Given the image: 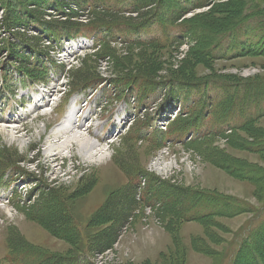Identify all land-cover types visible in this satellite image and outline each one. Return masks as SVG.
I'll return each instance as SVG.
<instances>
[{
    "label": "rangeland",
    "instance_id": "1",
    "mask_svg": "<svg viewBox=\"0 0 264 264\" xmlns=\"http://www.w3.org/2000/svg\"><path fill=\"white\" fill-rule=\"evenodd\" d=\"M59 1L65 11L80 13L71 0ZM153 1L154 5L142 7L140 13L157 8L160 16L152 24L151 34L171 38L162 46L133 45L119 39L93 50L94 37L65 43L64 49L59 45L62 53L50 55L66 64L69 74L55 70L51 83L32 87L12 76L19 70L6 57L16 54L27 59L17 42L27 40L21 34L44 37L27 30L32 25L23 15L41 11L48 13L50 22L75 24L87 22V17L67 19L48 0H0V26L4 24L0 31V170L16 164L5 155L24 160L17 169L0 171V264H23L16 258L27 248L61 257L89 255L92 264H256L254 253L264 260V113L246 122L243 129L236 117L238 126L229 133L193 143H171L165 136H154L153 129L167 132L181 114L179 104L165 103L155 114L154 105L134 106L128 93L113 96L106 87L74 96L69 92L71 72L83 65L98 68L112 81L122 73L145 81H206L210 83L201 96L215 98L209 97L218 118L224 119L226 115L219 113L225 97L222 88L228 87L230 96L241 97L247 91L236 90L243 83L264 86V0H203L204 8L185 16V10L201 0ZM127 4L129 7L128 0ZM102 12L92 13L96 15L90 20L105 22ZM149 15L139 23H151L153 13ZM117 16L122 20L137 17ZM192 19L201 24L189 26L195 33L184 38L181 22ZM225 27L226 34L212 39ZM217 42L220 48L214 49ZM38 47L51 50L45 40ZM154 118V126H143ZM68 120L69 129L63 127ZM157 120L164 122L160 126ZM77 133L97 144L104 156L90 159L79 153L78 143L65 146L67 142H63ZM138 169L158 185L162 203L146 207L142 197L137 200L117 242L98 254L96 246L102 243L95 239L117 227L103 215L107 205L127 189L124 171ZM51 192L63 202L71 222L68 230L80 234L77 240L64 239V231L53 228L46 218L41 220ZM179 192L190 196V203L174 211L172 204L188 199L173 194ZM205 196L209 200L201 205L202 213L211 216L187 222V216L180 218L187 207L199 206V197Z\"/></svg>",
    "mask_w": 264,
    "mask_h": 264
},
{
    "label": "trees",
    "instance_id": "2",
    "mask_svg": "<svg viewBox=\"0 0 264 264\" xmlns=\"http://www.w3.org/2000/svg\"><path fill=\"white\" fill-rule=\"evenodd\" d=\"M48 1L50 6L52 4L56 6L59 15H64L67 17V19L69 17H72V19H76L78 17H87V22L80 24L68 22L67 20L50 22L46 20L48 13H43L41 11L32 12L34 15H28L27 13L23 15L25 18H27L28 24L32 25V27H28V31H34V33L37 34H44L43 38H34L32 36L26 37L25 34H21L27 39L26 41H29L26 42L21 39L17 40L18 44L24 48L22 51L23 54L28 55L26 60H21L16 54V56L14 54L6 55V57L8 56V63L13 65L15 69L19 70L18 73L12 71L16 74L12 76L26 84L46 83L48 82L51 73L55 70L64 73L65 76L69 74L66 66L60 64L55 59V57L50 55L53 52L59 51V45L64 40L69 41L77 39L78 37L87 39H89V37H94L95 46L93 50H95L99 49L100 45L102 46L110 41L116 42V40L119 39L121 43L124 42L133 45H148L150 47L162 46L163 41L171 39L168 37L161 39L151 34V26L160 16L157 8H154V10L150 12L145 11L144 13H140L142 7L147 5V8H149L151 7V4L154 5L155 1L153 0H145L144 3L143 0H128L129 7L127 0H123L124 3H121V0H71L72 3L80 9V13L78 14L65 11L63 4L59 0ZM192 4H194V6L190 10H185L183 16L189 12L204 8L206 6V3H203V0ZM99 8H101L100 10L105 13L104 15L102 12L105 22H97L98 20L94 17L93 20H90L92 15H96L92 13L100 11ZM84 12L87 13L85 14L86 16H82ZM152 13L153 15L151 16V23H139L143 17H147L148 14L151 15ZM126 14L131 16L136 14L137 17L134 18V20L130 18H127L128 20H122V18L117 16ZM23 16L20 15L19 17L22 19ZM107 20H109V22ZM132 21H137L138 23L135 22L132 24ZM213 23L214 22H212V20H209L208 22L210 27H214ZM199 24H201V22L197 19L183 20L180 27L182 37L187 38L190 37V35L192 36L195 32L191 30L189 26L193 28ZM220 24L221 23H219V25ZM3 26H0L1 32L4 31ZM7 26L11 27L10 25ZM146 27L148 28L146 29ZM226 28L227 27H225V30L222 32L217 33V36L212 39H218L220 35L226 34L228 32V29ZM145 35L146 38L144 37ZM44 40L49 43L51 50L50 48H46L47 51H43L41 50V47H38L39 42L42 43ZM30 42H32V44H28ZM210 48H212L211 45ZM213 48H220V43L217 42ZM30 54H32L33 57H30ZM207 54L210 53L207 52ZM115 61L120 62L117 59ZM21 66L29 70L24 71ZM97 69L98 68L96 67L83 65L79 69L72 71L68 79L69 92L75 94L78 91H93L97 90L99 87H106L111 90V94H113V96H121L122 94L125 95V93H128L129 99L134 100V106L141 105L146 108L148 106L152 107V105L158 104V106L161 108V106L165 103H174L181 106V114L176 118V120L170 123L167 132H160L159 130L153 129L154 136L157 138L165 136V138L169 140L174 139L185 141L187 138L191 137L190 143H193L212 136H221L229 133L232 131V129H235V127L238 126V122L235 121L236 117H239L242 121V125L239 127V129H243L247 125L245 124L246 122L252 121L253 119L257 118L260 113H264V103H260V100L264 99V86L257 84L251 85L248 83H243V87H240L236 90L237 93L243 92L245 90L247 91V93L241 97L230 96L231 90H229L228 87L222 88L223 92L225 93V97H223V101L221 100L219 113L225 114L226 116L224 119H219V116H217L213 108V101L209 98L211 96H201L202 90H206V87L210 82L207 83L206 81L190 80L175 82L173 79H164L159 80L158 82L145 81L139 79L138 75H132V73L118 74L117 78L112 81L107 76L100 74L99 70ZM251 91L254 92L250 93ZM250 96L251 99H249ZM212 98L213 97H211V99ZM241 98L242 100H240ZM158 106L154 111L155 114L161 112ZM147 116L148 115L144 116V119ZM143 126L151 128L152 120ZM5 159L10 161V163L14 162L16 164L7 165L6 169L3 168V170H0L3 171V173L6 170L17 169L16 166L18 163L24 161L18 159L14 160L13 155H5ZM124 173L127 175L129 180L127 189L120 193V196L117 199L114 198V202L111 201L108 203L103 214L108 221L116 223L117 227L108 231L107 234H103V238L100 237L95 239L96 243H102L96 246V252L98 254L104 253L106 249H109L117 242L123 229L127 226L129 220L131 219L134 206L138 203L137 200L142 197L141 202L146 207H155L157 204L161 205L162 203V200L160 199L162 196V191H158V185L155 183L153 178L146 176V174L139 169L133 173L125 171ZM142 184L144 185L142 186ZM139 191L140 194L138 195ZM173 194L177 196H183L182 198H188L187 200H184L185 203L181 201L179 203L172 204L174 211H181L182 209L177 207H183L187 202H189L190 196H186L187 194L183 192ZM202 195L204 196L205 194ZM207 197L208 196L199 197V206L196 204H191V206L186 208V213L183 212V215L180 218L187 216V222L197 221L211 216V214L203 215L202 213L204 209L201 207V205H205L207 203L209 200ZM48 200L50 203L48 202L43 209L46 215L42 216L41 220L43 221V219L46 218L53 228L64 231L63 234H61L64 239L67 237H73L74 239L76 238L75 240H77L80 234L76 233L75 231L73 232V230H68V228L71 227V225H69L71 222L66 215L62 204L63 202H60L61 199L58 198L55 192H51L49 194ZM58 210L60 212H58ZM218 214L220 215V213ZM95 220L99 221L98 216L95 218ZM239 247L241 248V244ZM26 251L29 252V255ZM26 251H19L22 257L19 254L16 258H21V262L23 264H92L90 262L91 258L89 255H81L79 257H61L46 252L35 251L33 248H27ZM89 252L92 253L91 250ZM26 254L28 256H26ZM254 255L256 264H264L263 258L258 255V253H254Z\"/></svg>",
    "mask_w": 264,
    "mask_h": 264
},
{
    "label": "bare ground",
    "instance_id": "3",
    "mask_svg": "<svg viewBox=\"0 0 264 264\" xmlns=\"http://www.w3.org/2000/svg\"><path fill=\"white\" fill-rule=\"evenodd\" d=\"M49 97V96H48ZM191 113V112H190ZM193 116V115H192ZM173 120V119H172ZM175 120V119H174ZM65 126H63L64 128H70V121L68 120ZM162 122H159L160 126H161ZM134 124V123H133ZM132 124V125H133ZM70 125V126H69ZM165 125V124H164ZM170 125V124H169ZM73 128V127H72ZM76 129V127H74ZM161 128V127H160ZM166 128V127H165ZM171 128V127H170ZM166 131V130H165ZM163 132V131H161ZM67 142V143H66ZM73 142L78 143L79 144V148L77 150H79V153L82 154L83 156H88L87 158H95L98 155L100 156V158H102L104 156L103 150L102 149H97L99 146L97 144H95L92 140L84 137L83 135L79 136V133L77 134H72L71 136L68 137V140H66L63 143H66L65 146H67L68 144H72ZM172 143V142H171ZM61 146V145H60ZM63 147V146H61ZM60 148V147H59ZM107 153V151H106ZM107 155V154H106ZM105 158V157H104ZM3 160V159H2ZM100 160V159H99ZM6 169V168H5ZM259 183V181H258ZM108 186V185H107ZM52 189V188H51ZM140 192V191H139ZM113 201V200H112ZM114 202V201H113ZM45 205V204H44ZM41 208V207H40ZM43 208V207H42ZM99 216V215H98ZM45 222V221H44ZM47 222V221H46ZM95 222V221H94ZM19 241V240H18ZM15 242V241H14Z\"/></svg>",
    "mask_w": 264,
    "mask_h": 264
}]
</instances>
